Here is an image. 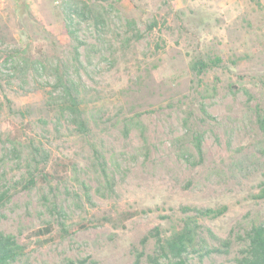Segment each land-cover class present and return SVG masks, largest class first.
I'll list each match as a JSON object with an SVG mask.
<instances>
[{
	"label": "rangeland",
	"instance_id": "374dc122",
	"mask_svg": "<svg viewBox=\"0 0 264 264\" xmlns=\"http://www.w3.org/2000/svg\"><path fill=\"white\" fill-rule=\"evenodd\" d=\"M78 1L89 9L77 45L66 0H0V232L38 246L11 264H149L152 230L168 235L195 208L223 212L197 220L202 241L187 264H236L264 223V0ZM21 58L25 71L14 69ZM58 76L79 93L84 131L58 110ZM195 133L203 157L193 165ZM56 160L72 166L47 182ZM133 210L148 212L46 240Z\"/></svg>",
	"mask_w": 264,
	"mask_h": 264
},
{
	"label": "trees",
	"instance_id": "16d2710c",
	"mask_svg": "<svg viewBox=\"0 0 264 264\" xmlns=\"http://www.w3.org/2000/svg\"><path fill=\"white\" fill-rule=\"evenodd\" d=\"M67 2L62 7L64 27L70 39L77 43V26L79 21L84 20L87 15L89 7L81 1L78 0H66ZM78 46L74 47V52L78 54ZM219 58H214L209 62L202 61V59H197L192 62L190 69L195 75H202L210 68L214 67ZM28 63L30 61L26 58L18 59L15 63L14 69L25 71L28 68ZM34 67H40V63L35 62ZM56 87L60 89L61 95L59 96L60 104H58V110L62 116L69 117L73 123H75L80 130H85L87 122L82 118V109L80 108L81 99L79 98V93L74 86V83L65 78L64 76H58L56 79ZM201 113L209 118L204 107L200 106ZM257 123L259 128L264 133V112L259 111L257 113ZM12 130H15L18 135V130L12 126ZM22 140V139H20ZM203 135L201 133H195L192 137V147L193 153L192 157L197 158V162L192 163L193 165L202 162L203 157ZM38 149H35L37 151ZM185 157V153H182ZM47 154L42 153L41 158L43 160L47 159ZM71 164H67L64 161L56 160L55 163L51 165L50 173L44 175L43 179L45 181H56L58 183L63 182L64 177L71 168ZM102 173L106 177L104 163L101 159ZM85 196V200L90 203L91 197L88 192V187L83 183L80 184ZM262 195H264V190ZM2 200V195L0 196V201ZM186 210H190L185 208ZM195 212L193 216H187L181 223L172 230L168 235L162 236L159 229L156 227L152 230L150 235L155 239L154 252L151 255H147L146 260L149 264H187L185 256L192 250H195L197 246V241H202V231L197 223V220L202 217H214L216 215L222 214V210L213 209H192ZM148 211L144 210H133L125 211L118 214L116 217L103 216L94 220H89L86 222L77 223L73 227H65L62 225L60 232L53 236H48L46 240L57 241L61 240L66 236L73 235L78 231L87 230L90 228H97L109 224L115 228L122 227L124 224L141 214H145ZM58 214L61 215V212ZM42 235H46L51 232V228L38 231ZM210 235L211 233L207 231ZM246 248L242 252L241 256L236 260V264H264V223L254 225L246 233ZM37 245H18L15 239L11 235H5L0 232V264H11L19 256L25 255L36 250ZM220 253L218 249L213 251ZM134 264H138L137 260Z\"/></svg>",
	"mask_w": 264,
	"mask_h": 264
}]
</instances>
